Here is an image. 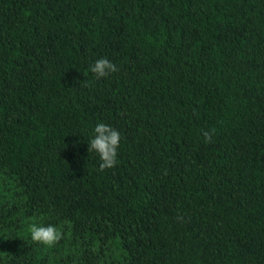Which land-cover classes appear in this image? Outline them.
Wrapping results in <instances>:
<instances>
[{
	"label": "trees",
	"instance_id": "obj_1",
	"mask_svg": "<svg viewBox=\"0 0 264 264\" xmlns=\"http://www.w3.org/2000/svg\"><path fill=\"white\" fill-rule=\"evenodd\" d=\"M0 264H264V0H0Z\"/></svg>",
	"mask_w": 264,
	"mask_h": 264
},
{
	"label": "clouds",
	"instance_id": "obj_2",
	"mask_svg": "<svg viewBox=\"0 0 264 264\" xmlns=\"http://www.w3.org/2000/svg\"><path fill=\"white\" fill-rule=\"evenodd\" d=\"M91 72L96 79L108 77L111 73L119 71L118 67L107 58H99L90 66ZM94 137L88 142V151L99 155L101 163L99 170L104 171L113 168L117 164L118 148L121 136L117 129L105 123H97L94 128ZM203 136L206 143L212 142V133L204 131ZM178 219H183L178 217ZM30 236L33 242L46 247H53L63 238V232L54 225L38 226L30 225Z\"/></svg>",
	"mask_w": 264,
	"mask_h": 264
}]
</instances>
